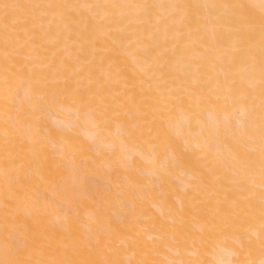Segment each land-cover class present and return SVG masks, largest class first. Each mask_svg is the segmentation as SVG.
I'll return each mask as SVG.
<instances>
[{
	"label": "bare ground",
	"instance_id": "obj_1",
	"mask_svg": "<svg viewBox=\"0 0 264 264\" xmlns=\"http://www.w3.org/2000/svg\"><path fill=\"white\" fill-rule=\"evenodd\" d=\"M0 264H264V0H0Z\"/></svg>",
	"mask_w": 264,
	"mask_h": 264
},
{
	"label": "rangeland",
	"instance_id": "obj_2",
	"mask_svg": "<svg viewBox=\"0 0 264 264\" xmlns=\"http://www.w3.org/2000/svg\"><path fill=\"white\" fill-rule=\"evenodd\" d=\"M260 25V24H259ZM262 25H260V27H261Z\"/></svg>",
	"mask_w": 264,
	"mask_h": 264
}]
</instances>
